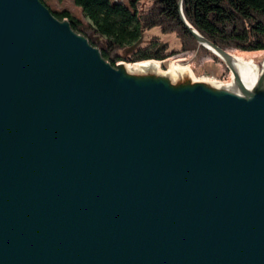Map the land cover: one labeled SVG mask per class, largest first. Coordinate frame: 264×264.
Masks as SVG:
<instances>
[{
  "label": "water",
  "instance_id": "95a60500",
  "mask_svg": "<svg viewBox=\"0 0 264 264\" xmlns=\"http://www.w3.org/2000/svg\"><path fill=\"white\" fill-rule=\"evenodd\" d=\"M179 8L238 92L130 73L0 0V264H264V69L246 88Z\"/></svg>",
  "mask_w": 264,
  "mask_h": 264
},
{
  "label": "trees",
  "instance_id": "16d2710c",
  "mask_svg": "<svg viewBox=\"0 0 264 264\" xmlns=\"http://www.w3.org/2000/svg\"><path fill=\"white\" fill-rule=\"evenodd\" d=\"M44 4V0H41ZM80 6L85 21L67 10L50 11L59 20L68 19L77 33L90 30L102 38V57L115 66L110 54L124 50L143 39L153 28L162 32L176 31L187 48L196 47V41L181 21L180 0H73ZM147 2L149 9L141 10ZM186 21L202 36L221 48L246 51L264 50V0H181ZM203 49V48H202ZM166 55L155 48H140L131 56L132 62L148 59L163 60ZM120 60V58H117Z\"/></svg>",
  "mask_w": 264,
  "mask_h": 264
},
{
  "label": "rangeland",
  "instance_id": "374dc122",
  "mask_svg": "<svg viewBox=\"0 0 264 264\" xmlns=\"http://www.w3.org/2000/svg\"><path fill=\"white\" fill-rule=\"evenodd\" d=\"M122 1L126 3L128 0ZM44 2L53 11L67 10L73 16L89 22V20L83 16L81 7L76 5L73 0H44ZM149 6V3L143 2L140 4V9L147 10ZM85 34L99 47L104 46L102 38L93 34L90 30L86 31ZM196 44V47L192 46L187 48L183 38L176 31L162 32L160 28L156 27L148 31L143 40L134 45V48L129 47L124 50L113 51L110 54V58L114 61L116 60L115 64L125 62L127 66L132 67L135 64L131 61V56L135 50L140 48L154 50L158 48L166 55L165 59L161 61L158 60L160 72L168 71L169 65L172 62L179 61L182 66L188 69L193 80H208L217 83L227 81L230 71L224 61L209 50L200 46L197 42ZM225 49L229 50L235 56L243 54L242 57L245 60H260L264 56V51H244L236 48ZM117 58H120V60Z\"/></svg>",
  "mask_w": 264,
  "mask_h": 264
},
{
  "label": "bare ground",
  "instance_id": "6f19581e",
  "mask_svg": "<svg viewBox=\"0 0 264 264\" xmlns=\"http://www.w3.org/2000/svg\"><path fill=\"white\" fill-rule=\"evenodd\" d=\"M243 54L235 56L232 54V65L236 72L238 73L242 83L248 89L252 88L256 83L257 79L261 74V70L264 69V56L261 60L257 61L255 59H244ZM245 57V56H244ZM255 58V57H254ZM222 60V59H221ZM135 65L127 66L125 63V68L130 73L142 74V73H156L167 76L172 82L180 80L185 76H189L190 73L185 66H182L179 61H174L169 65V69L166 72H160L158 62L156 61H147L134 63ZM230 74L229 78L225 82H209L214 86H224L238 92V88L234 82L233 73L229 69ZM192 78V77H191Z\"/></svg>",
  "mask_w": 264,
  "mask_h": 264
}]
</instances>
